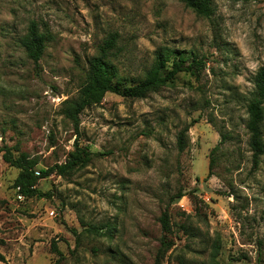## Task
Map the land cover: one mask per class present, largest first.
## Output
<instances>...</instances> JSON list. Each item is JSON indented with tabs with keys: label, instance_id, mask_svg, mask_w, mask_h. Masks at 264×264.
Segmentation results:
<instances>
[{
	"label": "rangeland",
	"instance_id": "1",
	"mask_svg": "<svg viewBox=\"0 0 264 264\" xmlns=\"http://www.w3.org/2000/svg\"><path fill=\"white\" fill-rule=\"evenodd\" d=\"M210 1L203 18L180 0H0V147L36 170L64 163L75 142L95 154L39 180L45 195L32 198L0 154V264H264V154L253 166L245 129L264 0ZM30 22L45 36L36 65L22 47ZM112 34L120 89L161 48L202 65L144 99L106 93L74 125L69 103Z\"/></svg>",
	"mask_w": 264,
	"mask_h": 264
},
{
	"label": "trees",
	"instance_id": "2",
	"mask_svg": "<svg viewBox=\"0 0 264 264\" xmlns=\"http://www.w3.org/2000/svg\"><path fill=\"white\" fill-rule=\"evenodd\" d=\"M180 2L199 17L209 18L212 15L213 9L210 0H180ZM115 43L116 35L112 34L100 47L98 55L91 59L85 83L81 86L75 100L69 103V111L66 114L74 122V125L78 122V116L84 110L98 105L106 93H115L126 99H144L151 90L171 82L177 73L190 72L192 69L196 71L202 65V62L192 54L186 57V53L182 51L161 48L156 52L153 66L144 78L132 86L120 89L114 82L115 69L108 61V54L115 47ZM22 47L26 57L36 65L45 49V36L38 32L34 22H30L28 25ZM188 59H190V63L185 66ZM246 115L245 129L248 134V147L252 165L255 166L264 154L261 130L264 120V68H260L253 77V91L246 104ZM188 129L189 127H184L177 135L176 146L179 152L185 148ZM223 138L225 139V136H222ZM0 154L6 164L19 170L13 187L17 189L19 196L26 198L45 195L36 189L39 180L53 173L61 177L66 176L74 170L85 167L95 156L87 148L81 147L75 142L73 151L67 156L64 163L36 170L35 162L23 154L15 157L11 150L5 146L0 147ZM182 196L183 194L179 193L173 200L179 201ZM160 222L162 228L167 229L168 219L165 213L162 214ZM158 261L156 259L155 264H158Z\"/></svg>",
	"mask_w": 264,
	"mask_h": 264
},
{
	"label": "water",
	"instance_id": "3",
	"mask_svg": "<svg viewBox=\"0 0 264 264\" xmlns=\"http://www.w3.org/2000/svg\"><path fill=\"white\" fill-rule=\"evenodd\" d=\"M202 189L204 190V191H206V192H211V189L210 188H207L206 187V184L203 182L202 183Z\"/></svg>",
	"mask_w": 264,
	"mask_h": 264
},
{
	"label": "built area",
	"instance_id": "4",
	"mask_svg": "<svg viewBox=\"0 0 264 264\" xmlns=\"http://www.w3.org/2000/svg\"><path fill=\"white\" fill-rule=\"evenodd\" d=\"M19 198H21V196H19Z\"/></svg>",
	"mask_w": 264,
	"mask_h": 264
}]
</instances>
